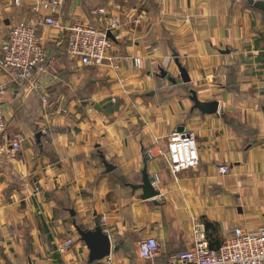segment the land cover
Returning <instances> with one entry per match:
<instances>
[{"label":"crops","instance_id":"0c3cea01","mask_svg":"<svg viewBox=\"0 0 264 264\" xmlns=\"http://www.w3.org/2000/svg\"><path fill=\"white\" fill-rule=\"evenodd\" d=\"M33 1L0 0V47L14 24L54 15L33 12ZM56 16L66 26L118 25L101 66L68 52L67 30L39 24L49 57L35 84H7L0 71V264H90L79 227L100 225L118 262L167 264L196 231L216 248L235 228L263 226L264 11L248 0H66ZM193 92L217 111L197 106ZM177 131L196 135L200 162L175 175L168 143ZM146 168L151 181L159 176L148 198ZM70 236L59 253L55 240ZM151 237L154 261L140 255Z\"/></svg>","mask_w":264,"mask_h":264},{"label":"built area","instance_id":"2783aa9c","mask_svg":"<svg viewBox=\"0 0 264 264\" xmlns=\"http://www.w3.org/2000/svg\"><path fill=\"white\" fill-rule=\"evenodd\" d=\"M19 3L20 0H15ZM66 0H34L33 12L40 14L42 9H49L53 16H40L38 23L21 21L14 24L8 37L0 47V71L6 83L35 84L38 72L47 65L48 53L39 35L38 25L43 24L56 30H67L69 33L68 52L80 59L85 65L101 66L109 59V52L113 40L110 36L112 29L118 25V20L113 18L109 25H95L84 20L71 21L66 26L57 12L65 6ZM99 12L106 13L104 8ZM96 13V11H95ZM140 64V59L135 58ZM7 88L0 85V93ZM8 123L4 109L0 105V134L7 130ZM21 140L15 137L12 147L20 148ZM150 158L155 157L152 147L148 148ZM168 155L171 170L176 175L179 172L194 168L200 162L199 144L196 135L192 132H174L169 139ZM229 171L228 165H221L220 173ZM152 181L156 186L159 182L157 173ZM102 223L106 224L105 217ZM198 239L188 250L173 254L167 264H264V225L248 230L243 227L235 228L218 248H211L204 233L196 231ZM73 237L57 238L55 246L59 253L64 254L74 245ZM140 255L147 260L154 261L160 255L158 239L151 237L140 245ZM90 264H127L118 262L112 256ZM152 264V263H150Z\"/></svg>","mask_w":264,"mask_h":264},{"label":"water","instance_id":"95a60500","mask_svg":"<svg viewBox=\"0 0 264 264\" xmlns=\"http://www.w3.org/2000/svg\"><path fill=\"white\" fill-rule=\"evenodd\" d=\"M248 1L254 7L264 11V1H256V0H248ZM178 67L182 79L185 82L189 81L190 78L186 69L179 62H178ZM193 99L195 100L197 106H199L200 108H204L203 110H205V108H209L207 109L210 110L209 112L217 111L218 108L217 103L209 104V105L200 103L197 99V95L195 92H193ZM40 137H41V133H38L37 138L39 139ZM104 163L107 165V167H109V163L107 162L106 159L104 160ZM140 186L144 190V194H143L144 198L153 197L159 194V192L156 191L152 185V181L150 179V175L147 168L144 171L143 183ZM78 231L81 235V239H83L91 249V256H90L91 263L97 260H101L109 255L111 249L109 235L104 233L103 228L100 225L96 226L94 230H88L79 227Z\"/></svg>","mask_w":264,"mask_h":264},{"label":"trees","instance_id":"16d2710c","mask_svg":"<svg viewBox=\"0 0 264 264\" xmlns=\"http://www.w3.org/2000/svg\"><path fill=\"white\" fill-rule=\"evenodd\" d=\"M216 248H218V247H216Z\"/></svg>","mask_w":264,"mask_h":264}]
</instances>
